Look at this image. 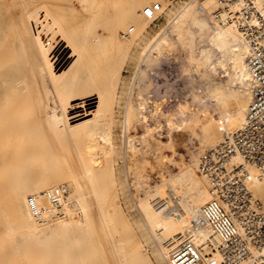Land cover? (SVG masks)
Returning <instances> with one entry per match:
<instances>
[{
    "label": "bare ground",
    "instance_id": "bare-ground-1",
    "mask_svg": "<svg viewBox=\"0 0 264 264\" xmlns=\"http://www.w3.org/2000/svg\"><path fill=\"white\" fill-rule=\"evenodd\" d=\"M112 1L123 9L122 14H113L104 0H0V240L10 242L16 252L20 244L14 240L30 238L40 242L58 231H73L80 226L79 231L88 230L87 237L91 240L89 264H154L143 254L140 241H129V238L124 242L116 231L122 213L120 202L113 195L118 194L122 183L116 180L118 168L112 157L120 152L125 156V172L131 187L129 159L141 147L145 108L138 103L139 74L172 28L177 31L194 28L188 21L198 11L190 2L178 5L169 12L168 23L162 31L141 46L126 103L123 106L121 97L117 101L124 111L122 118L116 120L110 112L112 109L107 112L104 106L105 99H110L107 96L120 85L123 64H117L114 69L112 62L116 55L123 62L133 47L141 44L138 40L141 24L135 23L132 14H127L130 0ZM197 7L215 23L216 48L207 58L209 63L204 60L200 64L197 58L194 72L201 69L215 76L220 72L225 82L241 87L236 94H231L203 81L209 91L202 99L205 105L212 106L213 112L203 125L200 141L202 146L214 148L245 122L253 97V82L247 61L248 46L235 26L221 24L216 18L217 0H200ZM132 12L136 13V8ZM131 21L137 32L123 38L122 32ZM203 51L201 48V55ZM217 58L220 67L212 62ZM93 104L95 110L88 107ZM144 104L148 102L144 100ZM162 106L154 101L149 105L150 112L159 115L164 110ZM74 110L78 111L73 113ZM205 112L208 114V109ZM88 116L92 118L87 119ZM161 122L156 123L155 129H160ZM97 146L101 163L92 157ZM167 150L173 153L171 148ZM200 156L193 155V166L199 164ZM234 159L246 164L252 191L264 202V181L255 166L246 163L240 155ZM161 162L177 168V172L149 187L143 197L134 201L135 210L147 226L148 240L157 246L153 259L157 264H167L168 240L186 233L190 214L209 203L214 193L206 175L197 173V167L180 164L174 154H165ZM67 164L73 168L70 180L64 182L63 176L56 185H50L45 177L43 185L38 182L41 167L46 172L51 166L63 168ZM141 165L146 171L154 168L151 161ZM57 188L63 190L62 214L52 200ZM166 189L170 191L167 196ZM173 190L182 195L175 197ZM167 197L176 198L172 210L157 209L155 201ZM8 212H11L10 220H7ZM122 222L131 228L130 221L124 217ZM81 239L73 237L74 244ZM2 260L5 259L1 256L0 264H4Z\"/></svg>",
    "mask_w": 264,
    "mask_h": 264
},
{
    "label": "rangeland",
    "instance_id": "rangeland-1",
    "mask_svg": "<svg viewBox=\"0 0 264 264\" xmlns=\"http://www.w3.org/2000/svg\"><path fill=\"white\" fill-rule=\"evenodd\" d=\"M104 1L110 6V10L113 14H122L123 9L120 6H116L112 0ZM156 1L162 4L161 15L154 22L145 20L140 12L144 6ZM186 2H190L193 8L198 11L192 19L188 21L189 24H194V28L192 27L193 29H190V31L186 29L188 31L187 34L186 30L183 28L181 29L184 31L181 29L177 31L175 28H172L167 34L168 39L165 37L159 42L160 44L157 45L159 47H157L158 50L155 51L156 56H154L155 54L153 52L150 54L144 71H141L138 77L139 101L136 96L134 99H136L140 105L143 104L141 106L143 108L145 107L144 112H146H143V119L141 120L142 134L140 138H143L142 140L140 139L141 147L132 153L130 156L131 158L129 157L130 174L128 175L129 179L132 177L130 180L132 181L133 187H130L127 182L128 177L125 172V156L123 157V154L120 152L112 157V160H114L118 168L116 180L122 183L119 186L118 194H115L117 198L113 195V198L120 202H118L119 210L121 211L120 213H122L118 224L119 227L116 231L120 240L124 242L129 238V241H140L141 250L145 252L143 254H146L147 256H145L147 258L152 259L154 264H157L153 259V253L157 249V246L147 238V226L139 212L135 210V201L143 197L145 191L149 187L163 181L168 176H173L174 173L177 172V168L166 164L161 165V161L165 154L169 156L174 154L175 159L180 164H189L195 169L197 167V173L200 174L198 165H192L191 160L193 155L199 158L202 152L212 148L202 146L200 141L203 125L209 121V114L213 112L212 106L205 105L202 99L205 93L209 91L208 85L205 86L203 81L206 80L210 86L216 87L217 90L224 88L231 94H236L241 90L240 86L225 82V77L220 72L218 73L219 76H215L213 73L201 69L194 72L193 68L195 67V61L198 60L197 58H199L198 61L200 64L208 61L207 58L210 57V52L216 48L214 35L215 23L200 13V9L197 7L200 0H130L126 7L127 14H130V16L132 14L135 23L141 24V34L138 38L141 44L134 46L123 62L118 55L114 57L116 59L113 61L114 63L112 62V67L114 69H116L118 65L120 66L121 63L123 64L120 70V85L117 87L118 93L117 89L113 92L114 94L117 93L116 96L111 93V91V94L107 96V98H110V101L108 99L104 101L107 103H104L105 110L109 112L112 109V111H110L113 113L112 115L116 120H120L124 111L123 106L127 100L126 93L129 91V84L134 79V75L138 68L141 46L154 39L162 31L168 23L169 12L171 10H175L178 5H184ZM194 6H196L197 9ZM133 8H136V13L132 12ZM127 27V30L132 27L135 30L133 33L137 32L138 28L134 27L133 21L129 22ZM133 33L129 36L132 37ZM190 33H192V35ZM201 48L205 50L203 51L204 55L200 54ZM200 57H203V59H200ZM219 60L220 59L217 58L215 61L212 60V62H214L215 66L220 67L221 63H219ZM110 96H112V98L116 97L117 99L114 98L113 101ZM120 97L123 106L119 102L117 103ZM144 100L148 102V105H145L146 103L144 104ZM154 101L163 105L162 107L164 110L160 112L159 115L150 112L149 105ZM115 105H117V107ZM88 107L95 110L96 105L93 104ZM205 109H208V114L205 112ZM78 110H74L73 113ZM146 114L148 116H146ZM89 118H92V116L87 117V119ZM161 120L160 129H155L156 123ZM72 148V145L68 144V149L72 150ZM99 148V146L96 147V150L92 153V157L97 158V161L101 163V151ZM168 148H171L173 153L167 150ZM199 149L201 151L198 152ZM159 160L161 161L158 163ZM144 161H151L154 168L148 171L143 169V165L141 164H143ZM139 166L141 169H139ZM46 170L47 171L44 172L45 169L41 167L40 173L38 174V182L43 185V178L44 180L48 178V184L56 185L60 177L62 178L64 176V182L66 179L70 180L73 168L70 164H67L63 168L51 166L46 168ZM67 187L69 188L70 185L67 184ZM169 192L168 190L165 191L164 195H169ZM172 192H174L175 197L182 195L177 190H173ZM10 213L11 212H8L7 214V220L11 219ZM122 217L130 221L131 228L128 229L125 227L122 222ZM12 225H15L14 222ZM79 229L80 226L79 228L76 226L73 231H58L40 242H35L30 238H25L23 241L14 240L16 244H20L18 252L10 247V242L1 239L0 258L2 256L3 259H5L2 260L4 264H89L91 259V250L89 248L91 240L87 237L88 230L80 232ZM77 236L83 239L76 245L74 244L73 237ZM105 253L108 254V252Z\"/></svg>",
    "mask_w": 264,
    "mask_h": 264
},
{
    "label": "built area",
    "instance_id": "built-area-1",
    "mask_svg": "<svg viewBox=\"0 0 264 264\" xmlns=\"http://www.w3.org/2000/svg\"><path fill=\"white\" fill-rule=\"evenodd\" d=\"M161 12L162 4L156 1L144 6L141 16L154 22ZM214 14L221 24L235 26L248 46L253 97L245 122L201 154L199 172L206 175L214 198L190 214L185 234L168 240L165 260L167 264H264V202L252 191L246 164L234 159L240 155L254 165L264 181V0H217ZM133 31L129 28L122 37ZM62 196L59 188L52 194L59 214ZM175 202L176 198H160L155 207L172 210Z\"/></svg>",
    "mask_w": 264,
    "mask_h": 264
}]
</instances>
